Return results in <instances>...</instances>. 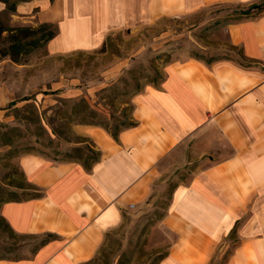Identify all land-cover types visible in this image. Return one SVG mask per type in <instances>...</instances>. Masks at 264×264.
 Here are the masks:
<instances>
[{"label": "crops", "instance_id": "crops-1", "mask_svg": "<svg viewBox=\"0 0 264 264\" xmlns=\"http://www.w3.org/2000/svg\"><path fill=\"white\" fill-rule=\"evenodd\" d=\"M14 3L15 11L6 10ZM264 0H0V15L51 23L50 55L96 49L121 29L207 6L240 12L223 26L249 66L188 57L168 63L158 86L131 98L135 125L115 140L75 125L100 152L90 169L43 154L18 159L38 196L6 200L0 217L17 234L53 238L30 257L0 264H85L138 209L155 183H172L157 226L167 251L157 264H264ZM248 10V13H243Z\"/></svg>", "mask_w": 264, "mask_h": 264}, {"label": "rangeland", "instance_id": "rangeland-1", "mask_svg": "<svg viewBox=\"0 0 264 264\" xmlns=\"http://www.w3.org/2000/svg\"><path fill=\"white\" fill-rule=\"evenodd\" d=\"M236 12L240 11L233 4H221L179 17L163 16L146 25L115 31L96 49L50 55L45 44L21 63L0 52V205L7 199L34 194L19 170L20 157L43 154L61 160L68 150L71 144L51 134L48 124L63 103L83 96L111 123L109 115L118 116L124 108L121 100L129 101L117 96L127 87L118 84V79L128 77L129 70L146 74L159 85L168 63L188 57L247 64L223 28L229 15ZM0 22L7 27L39 25L8 15H0ZM5 36L6 32L0 34V49ZM112 84L118 87L112 89ZM102 88L107 91L99 92ZM56 90L57 94L51 93ZM32 112L42 114L40 123L34 121ZM172 186L169 181L155 183L152 195L138 209L125 213L123 224L107 235L101 254L91 264H157L167 251V233L156 224L164 214ZM40 241V237L23 234L11 240L0 217V258L30 257Z\"/></svg>", "mask_w": 264, "mask_h": 264}, {"label": "trees", "instance_id": "trees-1", "mask_svg": "<svg viewBox=\"0 0 264 264\" xmlns=\"http://www.w3.org/2000/svg\"><path fill=\"white\" fill-rule=\"evenodd\" d=\"M253 7L264 8V3L260 5H254ZM6 10L9 12L15 11L14 3H7ZM243 13H248V10L244 11ZM3 32H6L7 36H5L4 38L5 45L0 49L1 55L8 56L14 63H21L23 57L28 55L34 49L44 46L50 39H52L57 34V27L51 23H39V25H37L36 27L29 25L7 27L0 22V34ZM109 38L110 36H108L106 40H108ZM241 58L245 60L242 52ZM241 65L249 66L248 63ZM128 73V77L121 76L118 79V84H122L124 87H127H125V89H122L117 96L122 95L124 97H128L129 101L121 100V104L124 105V108H122L120 115L118 116L114 117L113 115H109L108 118L112 120L111 123L94 106H91L83 96H80L77 99L69 101L65 104L63 103L62 107H57L58 109L55 110L54 117L53 119H51L52 122L48 121V124L50 125V133L54 134L57 138H62L64 141L71 144L68 150L63 154V158L61 160L78 162L88 170L100 158V152L95 148V144L93 143V141L88 137L78 135L74 132L73 126L75 125H95L102 127L115 140H117L118 133L122 129L135 125V122L132 119L133 105L131 103V98L134 95L140 93L147 85H152L155 87L158 85L153 78H149L146 74H141L132 70H129ZM162 80L163 77L160 78V82ZM118 84H112V89H116L118 87ZM106 91V88H102L99 92L102 93ZM58 92L59 91L56 90L52 91L51 93L57 94ZM11 105L14 106L15 103L12 102ZM41 116L42 114L40 113L33 115L32 112L34 121L36 120V122L38 123H40ZM54 122L55 125L53 124ZM37 128L43 130V127L41 125H38ZM5 144H11V142L6 141ZM52 159L56 160L55 158ZM27 188L32 190V192L34 193L32 196L39 195V193L36 192L31 185H29ZM7 200L21 199L11 198ZM1 221L4 223L5 228L9 232V238L11 240L15 239L16 241V239L18 238V234L12 230V228L5 222L3 218H1ZM51 238H53V235L51 234H47L41 237V241L39 242L35 250H33L32 254ZM11 246L12 243L10 244V247ZM103 246L99 249L96 256L85 264L94 263L98 259V256L101 254ZM165 254L166 253L161 255L158 261L163 258ZM0 259L18 260L21 258L1 257Z\"/></svg>", "mask_w": 264, "mask_h": 264}]
</instances>
